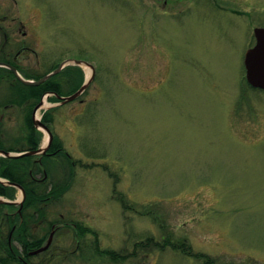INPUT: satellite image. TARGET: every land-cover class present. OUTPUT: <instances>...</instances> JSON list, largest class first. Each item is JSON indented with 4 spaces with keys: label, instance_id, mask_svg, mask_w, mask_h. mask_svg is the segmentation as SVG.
<instances>
[{
    "label": "rangeland",
    "instance_id": "rangeland-1",
    "mask_svg": "<svg viewBox=\"0 0 264 264\" xmlns=\"http://www.w3.org/2000/svg\"><path fill=\"white\" fill-rule=\"evenodd\" d=\"M15 7L39 26L30 72L68 57L95 65L85 91L57 105L48 124L73 164L44 163L49 183L72 176L45 206L47 217L72 218L97 235L90 232L78 252L71 230L57 235L69 252L65 264H203L166 240L218 263L264 264V90L245 82L243 64L253 28L264 27V0H17ZM82 71L83 80L90 76L89 67ZM66 78L57 77L64 93L76 81ZM0 80V127L22 141L32 103H17L15 83L1 70ZM36 133L43 145L46 132ZM147 238V247L135 246ZM104 249L126 259L112 261Z\"/></svg>",
    "mask_w": 264,
    "mask_h": 264
},
{
    "label": "flooded vegetation",
    "instance_id": "flooded-vegetation-1",
    "mask_svg": "<svg viewBox=\"0 0 264 264\" xmlns=\"http://www.w3.org/2000/svg\"><path fill=\"white\" fill-rule=\"evenodd\" d=\"M16 4L17 0H0V63L11 65L17 71L30 72L34 70V66L29 55L38 56V52L31 44L39 26L32 24L29 17L20 18L16 14ZM19 11L20 8L17 12ZM64 60L55 63L44 72L54 70ZM67 66L72 65L62 66L59 72ZM0 67L13 73L11 68ZM12 82L15 83L14 80ZM12 82H9L10 86H13ZM29 119L30 121L25 115L24 127L19 133L22 141L18 140V134L15 137L8 136L0 127V264H65L69 252L56 242L57 235L71 230L75 243L73 252H78L79 248L87 245L86 238L90 232L82 230L89 227L77 223L72 218L51 221L47 217L46 208L34 207L33 184L35 181H41L42 174L47 176L45 162H61L62 159L72 162L70 156L64 151L59 154L61 148L51 147L54 135L51 145L45 152L20 157H8L2 153L4 151L29 153L40 147L39 143L34 147L37 128L34 127L32 115ZM37 167L41 168L40 177L37 176L38 172L34 173ZM58 215L61 219L65 217L63 213ZM49 238H51L49 246L39 250L46 245Z\"/></svg>",
    "mask_w": 264,
    "mask_h": 264
},
{
    "label": "trees",
    "instance_id": "trees-1",
    "mask_svg": "<svg viewBox=\"0 0 264 264\" xmlns=\"http://www.w3.org/2000/svg\"><path fill=\"white\" fill-rule=\"evenodd\" d=\"M0 70L6 74H8L12 80H14L15 82V86H16V90H17V100H19V102L17 101V103H25V102H31L32 103V107H34L39 100L41 99V97L48 92H53L55 94L58 95H67L70 94L72 92H74L82 83L83 81V71L79 66H67L65 67L62 71L54 74L52 77H50L49 79L45 80L43 83L39 84V85H25L23 83H21L18 79L15 78V76L13 75V73L10 70H7L3 67H0ZM21 73V75L26 78V79H38L40 78L42 75H44L46 72H42V73H33V72H27V71H19ZM60 73H65L66 74V82L70 83V82H74L75 80V85H73V87L71 88L70 91L68 92H63L62 88H61V82L58 81L57 77L59 76ZM48 101L51 102H55L58 101L57 97L55 95H50L48 96ZM55 108H50L46 111L43 112L42 114V121L45 124H49L51 122V120L53 119L52 115H53V110ZM31 110L28 109L29 114H27L28 116V121H30L29 117L31 115ZM40 140V134H36L35 135V142H34V147H36L38 145V141ZM52 148L57 149V148H61V142L58 139H54L52 145ZM58 152V151H57ZM59 154H62L60 152H58ZM49 165H51L52 167H56L57 163L54 161H50L48 163ZM44 168H45V164H44ZM45 170L47 171V169L45 168ZM38 172L37 168H35L34 173ZM42 178L41 181L39 182H34L33 184V203H34V207L35 208H45L46 204H44L45 202H51V201H55L57 200L59 197H61L62 193H64L70 186V181H71V177L68 174L63 176L62 179H58L57 181H52L51 183L48 182V175L46 178H44V174H42ZM43 197H47L46 199H43ZM119 200H124L123 197H119ZM120 201V203L123 205L124 208H131L129 206V203H126V200H124V203H122ZM83 231H90V229H83ZM152 239L151 238H147L145 242H137L135 246H137L138 243L141 244V247L144 245L145 247H147V245L149 243H151ZM182 240H179L177 242H174L176 245H174L171 241L166 240L167 244L171 243V247L173 249L177 248V250L186 253L189 256H192L196 259H199L202 261L203 264H225V262L222 263H218L212 256L209 255H205L203 253H200L198 251H194L192 248H190L189 246L186 248V250L184 251V243L181 242ZM165 242V241H164ZM163 242V243H164ZM162 243V244H163ZM158 242H154V245L156 246V248H159L158 246ZM101 253L106 254L110 260L112 261H116V260H120V261H124L126 259L124 253H117L113 250H108V249H104L101 251ZM119 261V262H120ZM226 264H245L243 262H231V263H226Z\"/></svg>",
    "mask_w": 264,
    "mask_h": 264
},
{
    "label": "water",
    "instance_id": "water-1",
    "mask_svg": "<svg viewBox=\"0 0 264 264\" xmlns=\"http://www.w3.org/2000/svg\"><path fill=\"white\" fill-rule=\"evenodd\" d=\"M253 36L255 38V44L248 48L245 53H244V58H243V63L245 67V78L247 83L254 87V88H259V89H264V27H255L253 28ZM67 64H73V65H79V66H88L91 70L90 76L85 77L82 84L80 87L72 94L67 95V96H59L57 97L60 99L59 104L71 101L78 97L88 86L90 83L91 79L93 78V75L95 73V68L94 65L88 61L82 60V59H67L63 62H61L56 69L53 71L43 75L37 80H30V79H25L23 78L14 67L11 65H8L6 63H0V66H6L8 68H11L15 76L17 77L18 80H20L23 84L25 85H39L42 82H44L46 79H48L51 75L57 73L62 66L67 65ZM43 104L42 99L39 101L37 105L32 110V120L33 124L37 126H41L48 134V140L44 145H42L41 148L37 149L36 151H32L29 153H24V154H32V153H39V152H45L46 149L48 148L49 144L52 141V133L49 130V128L41 122L39 118L36 117V110ZM56 104H51L50 106H54ZM49 106V107H50ZM5 155L7 156H18L22 154H15V153H8L4 152ZM51 241V238L47 241L46 245L39 249V250H44L49 246V243Z\"/></svg>",
    "mask_w": 264,
    "mask_h": 264
},
{
    "label": "bare ground",
    "instance_id": "bare-ground-1",
    "mask_svg": "<svg viewBox=\"0 0 264 264\" xmlns=\"http://www.w3.org/2000/svg\"><path fill=\"white\" fill-rule=\"evenodd\" d=\"M81 67H83V66H81ZM48 96H49V95L46 96V99L48 98ZM51 104H54V102H51V103L49 104V106H50ZM42 106L45 108V107H47L48 105H47V103L44 102V103L39 107V109H40ZM39 109L36 111V117H39V116H40V115H39Z\"/></svg>",
    "mask_w": 264,
    "mask_h": 264
}]
</instances>
